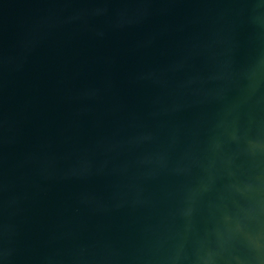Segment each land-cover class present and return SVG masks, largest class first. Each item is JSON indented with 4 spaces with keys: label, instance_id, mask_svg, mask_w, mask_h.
Masks as SVG:
<instances>
[{
    "label": "water",
    "instance_id": "water-1",
    "mask_svg": "<svg viewBox=\"0 0 264 264\" xmlns=\"http://www.w3.org/2000/svg\"><path fill=\"white\" fill-rule=\"evenodd\" d=\"M0 264H264V0H0Z\"/></svg>",
    "mask_w": 264,
    "mask_h": 264
}]
</instances>
